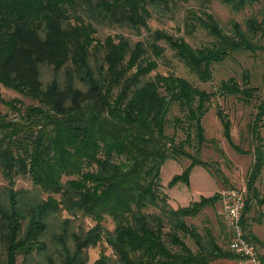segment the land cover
I'll use <instances>...</instances> for the list:
<instances>
[{
    "label": "trees",
    "instance_id": "1",
    "mask_svg": "<svg viewBox=\"0 0 264 264\" xmlns=\"http://www.w3.org/2000/svg\"><path fill=\"white\" fill-rule=\"evenodd\" d=\"M216 1L235 16L259 0ZM210 2L0 0V86L30 101L5 103L14 109V120L0 115V178L9 186L6 196H0V264H85L84 250L100 241L115 264L240 259L228 248L229 231L221 214L217 235L207 222L200 229L185 222L213 208L219 195L172 207L158 177L165 161L187 158L189 165L168 186H187L189 172L197 165L219 182L226 181L215 163L197 156L207 142L201 119L214 93L172 73L149 76L158 63H168L165 56L170 54L197 82L207 83L212 64L232 53L260 49L256 41L264 36L261 11L222 24L209 12ZM180 11L183 32L199 28L211 38L209 45L193 48L180 36L148 25L150 19L173 20ZM102 29L145 35L133 42L121 33L102 36ZM40 65L54 72L45 85L37 76ZM240 80L239 85L233 78L221 81L217 91L243 104L255 102L245 127L247 150L232 142L226 115L219 109L215 114L228 146L252 158L238 225L243 239L262 251L255 249L264 264V243L251 234L246 217L252 206L264 207V190L259 193L255 187L264 169V137L259 134L264 127V87H250L245 71ZM171 108L177 115L167 118ZM167 128L173 130L171 135ZM178 130L182 139L174 136ZM214 151L222 155L217 147ZM19 177L30 184L26 203L10 190ZM60 211L72 219L62 218ZM76 217L94 224L73 231ZM104 218L112 230L102 226ZM107 261L101 256L94 264Z\"/></svg>",
    "mask_w": 264,
    "mask_h": 264
},
{
    "label": "rangeland",
    "instance_id": "2",
    "mask_svg": "<svg viewBox=\"0 0 264 264\" xmlns=\"http://www.w3.org/2000/svg\"><path fill=\"white\" fill-rule=\"evenodd\" d=\"M251 11L262 12L264 15V0H259L255 3L251 10H244L237 15H231L222 5H219L216 0H211L209 4V12L218 18V20L225 24L229 19H233L240 22L245 16H247ZM181 15L182 12H178L173 20L155 21L150 19L148 25L151 29L160 28L164 29L170 34L175 36H180L187 44L193 48H200L209 45L211 38L205 34L199 28H195L191 33H184L181 25ZM234 16V17H232ZM115 33H121L128 37L131 41L139 40L145 35V32H141V37L137 38L128 34L126 31H116L102 29V36L113 35ZM256 45L260 48L257 51L251 52H238L232 53L229 57L224 59L218 64H212L210 66L211 70V80L207 83H199L194 77L190 76L186 69L178 64L175 60L171 59L170 54H166L165 62L168 63H158L157 67L151 71L149 74L152 77L154 74H166L172 73L175 76L182 77L192 83L199 90H203L206 93H214L210 98L208 104V111L204 114L201 119V126L203 128L204 137L206 143L201 147L198 158L206 163H215L219 169L222 176L225 178V182H219L215 179L210 172L206 171L202 166H193L189 172L187 179V186L181 182H177L172 186H168V182L174 175L180 174V172L189 165V160L187 158H181L179 160L165 161L159 169V182L161 185L162 192L167 196V200L170 206L178 207L181 204H186V202L197 200L200 196L208 197L214 193L218 194L222 191L236 190L240 191L242 197L245 195V176L247 174L248 168L251 163V155H238L236 154L226 143L222 136V129L220 122L216 117V110L219 109L223 114L226 115L227 120L230 124L229 135L232 142L235 145L240 144L241 148L247 150L248 147V137L246 133V125L252 120V116L255 113L254 101H250L249 104H243L237 97L230 96L227 94H219L217 87L219 82L225 81L228 78H233L235 82L239 85L241 84V75L245 71L248 75V84L250 87L257 88L261 91L264 87V36L260 37L256 41ZM54 72L51 67L47 65H40L37 67V76L41 85H45L54 76ZM13 99L19 100L22 104H30V101L22 98L15 92L5 89L0 86V115H5L6 119L14 120L15 112L14 109L8 108L5 104ZM16 107V106H15ZM18 108V106L16 107ZM15 108V109H16ZM169 115V116H168ZM167 115V118L177 115L176 109L171 108V111ZM172 129L167 128L166 133L172 134ZM259 134L264 137V127L259 129ZM176 139H182L183 135L178 130L174 133ZM211 141V142H208ZM217 147L222 152L219 155L214 151ZM189 152L190 149L188 150ZM192 172V173H191ZM203 172L208 174L207 176ZM191 174V176H190ZM209 176V177H208ZM208 178V179H207ZM216 183V189H213L210 194L208 191L213 187V181ZM213 184V185H212ZM257 191L260 193L264 190V169L255 183ZM9 188L5 182L0 178V196L5 197V191ZM13 192H16V198L22 200L24 203L27 202L28 197H30V184L27 179L16 178L11 186ZM41 195V194H40ZM39 195V197H40ZM44 198V195H41ZM243 201V199H242ZM187 202V203H188ZM179 203V204H177ZM62 218H70L67 213L60 211ZM264 213V207L260 208L257 206H252L246 217L248 219L249 230L251 234L255 236L256 239L264 243V217H260L259 214ZM221 214L220 201L214 205L213 208H207L198 216L193 219H186V224L194 225L196 228L200 229L201 226L205 225L206 222L212 228L214 234L217 235L219 231L218 221H221L219 216ZM71 230L82 229L84 231L88 230L93 226L94 222L90 221L88 218L76 217L71 221ZM102 226L110 231L112 230V223L109 219L104 218ZM228 230V229H227ZM222 235L218 236V240H222ZM184 242L193 249L192 243L189 239L184 238ZM257 249L258 253L262 251L255 244L253 245ZM86 261L85 264H94V262L101 256L108 258L107 264H115L113 262V257L111 251L106 247L103 241L97 243L94 247L87 248L84 250ZM20 261L19 259L17 260ZM238 263V261H237Z\"/></svg>",
    "mask_w": 264,
    "mask_h": 264
},
{
    "label": "built area",
    "instance_id": "3",
    "mask_svg": "<svg viewBox=\"0 0 264 264\" xmlns=\"http://www.w3.org/2000/svg\"><path fill=\"white\" fill-rule=\"evenodd\" d=\"M243 197L241 192L227 190L220 193L221 215L228 227V248L240 259L238 264H260L253 245L243 239L241 229L238 225L240 212L243 208Z\"/></svg>",
    "mask_w": 264,
    "mask_h": 264
},
{
    "label": "crops",
    "instance_id": "4",
    "mask_svg": "<svg viewBox=\"0 0 264 264\" xmlns=\"http://www.w3.org/2000/svg\"><path fill=\"white\" fill-rule=\"evenodd\" d=\"M192 173V172H191ZM203 174H205L206 176L208 175V174H206V172L204 173L203 172ZM190 176H191V174H190ZM209 177V176H208ZM208 179V178H207ZM212 180V178L210 179V181ZM213 181V180H212ZM211 181V182H212ZM213 184V187L210 189V191H208L209 192V194H210V192L213 190V189H216V183L213 181L212 182ZM188 202V201H187ZM187 202H186V204H187ZM177 204H179V203H177ZM186 204H181L180 203V205L181 206H184V205H186ZM210 264H238L237 263V261H234V260H222V259H220V260H216V261H214V262H212V263H210Z\"/></svg>",
    "mask_w": 264,
    "mask_h": 264
}]
</instances>
